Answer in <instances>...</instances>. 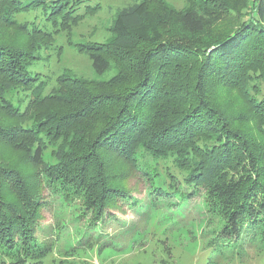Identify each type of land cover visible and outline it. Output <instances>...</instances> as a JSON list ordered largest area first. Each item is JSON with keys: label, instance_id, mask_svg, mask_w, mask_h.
Wrapping results in <instances>:
<instances>
[{"label": "trees", "instance_id": "trees-1", "mask_svg": "<svg viewBox=\"0 0 264 264\" xmlns=\"http://www.w3.org/2000/svg\"><path fill=\"white\" fill-rule=\"evenodd\" d=\"M199 1L194 8L191 3L183 13H174L189 35H202L207 29L216 34L203 47H191L194 41L188 36L184 41L180 40H189L186 44L166 40L161 26L163 20L152 13L148 1L117 14L111 29L113 50L78 44V51L89 57L99 75L109 71L111 61L115 60L119 74L110 82L59 78L57 87L51 93L43 94L44 84L37 85V77L30 75V69L40 61L39 55H35L37 45L18 49L0 41V116L3 115L0 118V143H8L14 148L26 145L29 148L24 151L33 165H43L48 147H54L58 142H62L61 150L69 147L64 157L59 158V165L43 166L42 172L38 171L37 175L35 172L30 177L23 174L18 164L0 162V264L46 263L49 246L39 244L29 233L30 218L37 214L34 196L41 190L42 180L64 194L71 203L74 199H83L87 211L94 213L96 222L105 215L106 209L117 206L120 198L125 197L124 189L118 187L119 179L109 176L110 164L101 159L100 148H109L119 157V164L126 162L134 173L149 177L151 181V162L166 158L169 152L176 154L180 162L183 154L191 151L192 156L187 160L192 166L186 181L200 186L203 177L207 176L202 163L206 166L212 161L214 166L219 165L228 151H223L225 147L220 149L222 139L219 134L226 140L233 132L241 142L244 137L242 120L228 114L230 107L212 102L214 95L210 85L219 84L220 88H230L231 92L242 90V95L253 104L259 117L262 116L264 100L251 101L249 87L246 86L244 92V83H248V73L255 71L249 67L253 62L261 76L264 75V0L256 2L254 22L245 25L244 21L237 20L244 4L236 5V0ZM87 4L85 0H0V29L13 27L17 24L16 15L33 10H42L54 27L57 23L72 26L94 12L93 7L84 8ZM82 8L85 9L83 12ZM163 8L168 10L166 5ZM166 14L170 17V13ZM19 26L41 47L53 42L51 32L45 27ZM0 39L6 40L1 32ZM134 41L143 43L145 48L134 54L129 52ZM251 59L252 63H249ZM182 70L189 72V86H181L172 94L173 100L188 89L189 102L209 110L210 123L215 127L211 134L217 129L220 131L211 135V139L206 138L210 141H205L204 145H199V139L190 133L199 125L195 119L191 121L186 115L179 114L175 121L168 122L159 111L165 98L160 95V86L168 77H179ZM14 91L28 94L25 108L13 104L7 96ZM91 119L100 120L101 128L94 140L86 143L82 141V129ZM206 122L203 120L204 125ZM198 153L201 155L197 156ZM77 157L79 159H75ZM229 159L228 155V162ZM80 163H85V168H80ZM29 180L33 182L29 183ZM244 182L243 175L227 180H217L214 176L213 182L206 186L207 202L212 208L227 212L223 234L238 236L244 224L245 229L260 233L264 243V186L259 187L260 195L251 192L255 195L250 198L247 195L244 200ZM8 189L13 193L5 194ZM154 190L167 192L162 187H152Z\"/></svg>", "mask_w": 264, "mask_h": 264}, {"label": "rangeland", "instance_id": "rangeland-1", "mask_svg": "<svg viewBox=\"0 0 264 264\" xmlns=\"http://www.w3.org/2000/svg\"><path fill=\"white\" fill-rule=\"evenodd\" d=\"M143 1H148L152 13L163 20L161 26L166 40L186 44L189 40L183 42V39L188 36L194 41L191 47L200 48L216 36L213 32L209 33L210 29L202 35H189L174 13H183L191 7V3L193 8L196 7L199 0H85L88 4L84 8L93 7L94 12L72 26L67 23H57V27H54L47 21V16L42 10H33L16 15L18 25L14 24L11 28L2 27L0 32L5 35L6 40L0 39V41L13 45L12 47L17 46L18 49L37 45L38 50L35 55H39L40 61L30 69V75L37 77V85L44 84L43 94L51 93L57 87L59 78L97 83L110 82L119 74V66L115 60L111 61L109 71L99 75L95 72L89 57L80 53L77 46L92 44L101 47L104 51L113 50L114 34L111 29L117 14ZM257 1L236 0V5L244 4L243 12H240L237 18L239 22L244 21V25L254 22ZM164 5L173 13L165 11ZM97 6L100 8L97 9ZM83 10L85 9L82 8V12ZM166 13H170V17ZM233 18L235 19L234 16ZM21 24H31L39 29L45 27L51 32L53 42L51 45L41 47L36 40H31L24 34L19 26ZM212 26L213 23L210 27ZM144 48L143 43L134 41L129 52L134 54ZM23 51L25 53V50ZM251 61L252 59L249 63H252ZM249 65L255 71L248 73L250 77L248 83H244V92L247 86L251 101L264 100V75L261 76L254 62ZM182 71L179 77H172V81H170L172 78L168 77L160 86V95L165 98L164 102L160 103L159 111L162 117L169 120L168 122L175 121L179 118V114L186 115L191 121L195 119L199 125L197 124L198 126L190 133L196 137V140L199 139V145H204L205 141H210L206 138L211 139V135H217L220 131L217 129L211 134L215 131V127L212 122L210 123L209 110L201 109L196 102H189L191 97L188 89L181 92L179 98L173 100V93L180 90L181 86H189L187 80L189 72L187 74V70ZM219 86V84L210 85L209 89L214 95L212 102H219L220 106L225 108L230 107L228 114L232 118L242 120L244 137L241 142L236 139L233 132L226 140L224 135L219 134L222 139L220 149L225 147L226 150H222L228 151L224 161L219 165L217 163L214 166L212 161L206 166L202 163L207 176L203 177L200 186L188 184L186 181L187 175L191 172L192 164L187 160V157L192 156L191 151L184 153L180 162L177 155H170V152L166 158L155 159L150 163L151 181L149 177L134 173L126 162L119 164L117 161L119 157L109 148L107 150L100 148L98 153L101 159L110 164L109 176L115 180L119 179L118 187L124 189L126 194L124 198H120L117 206L106 209L105 215L96 222L94 213L87 211L88 206L84 205L83 199H74L75 201L71 203L65 199L64 194L50 188L47 182L42 180V188L34 196L37 200L34 204L38 205L37 214L30 218L32 225L29 233L39 244L49 246L45 264H264L262 235L245 229L243 224L242 232L238 236H226L222 232L226 224L227 212L214 209L210 202H207L206 186L213 182L214 176L217 180H227L230 177L237 178L243 175L244 200L247 195H250L247 198L254 193L260 195L259 193L262 192L259 187L264 186L262 130L264 113L261 112L262 116L259 117L253 104L242 95V90L231 92L230 88ZM27 95L14 91L7 96L13 104L25 108ZM2 117L3 115L0 116ZM205 119L207 122L204 125ZM32 120L34 121V118ZM78 125L82 127V124L78 123ZM100 125V120L88 121L82 129V141L92 142L97 130L101 128ZM76 133L80 138L78 130ZM75 136L73 133V137ZM61 144L62 142H58L54 147L50 146L45 150L43 165H33L27 152L24 151L29 147L26 148L25 145L24 148H14L8 143H0V162L4 165L18 164L25 176L30 177L35 172L37 175L38 171L42 172L43 166L60 164L59 158L64 157L65 151L69 149L67 147L64 150L63 147L61 150ZM194 163H196L195 159ZM252 163L255 164V169ZM78 166L85 168V163H80ZM262 166L263 168L260 169ZM30 182L33 181L29 180ZM151 186L162 187L167 192L152 191ZM251 192L254 193L251 195ZM9 193H13V190L8 189L5 194ZM38 203H41L40 206Z\"/></svg>", "mask_w": 264, "mask_h": 264}]
</instances>
